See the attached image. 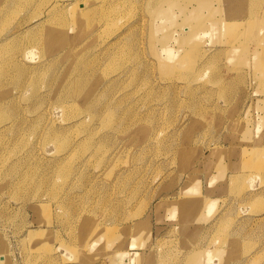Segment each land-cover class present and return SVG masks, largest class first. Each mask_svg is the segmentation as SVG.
<instances>
[{"label":"rangeland","instance_id":"rangeland-1","mask_svg":"<svg viewBox=\"0 0 264 264\" xmlns=\"http://www.w3.org/2000/svg\"><path fill=\"white\" fill-rule=\"evenodd\" d=\"M0 264H264V0H0Z\"/></svg>","mask_w":264,"mask_h":264},{"label":"bare ground","instance_id":"bare-ground-1","mask_svg":"<svg viewBox=\"0 0 264 264\" xmlns=\"http://www.w3.org/2000/svg\"><path fill=\"white\" fill-rule=\"evenodd\" d=\"M218 152V151H217ZM212 153H214V151L212 152ZM213 155V154H212ZM82 220V219H81ZM96 236V234H92L91 235V239H89L87 242H86V246H88L89 245V243L94 239V237ZM87 248V247H86Z\"/></svg>","mask_w":264,"mask_h":264}]
</instances>
